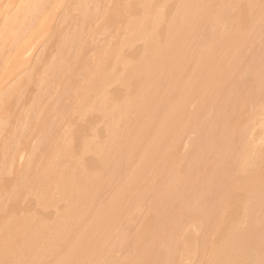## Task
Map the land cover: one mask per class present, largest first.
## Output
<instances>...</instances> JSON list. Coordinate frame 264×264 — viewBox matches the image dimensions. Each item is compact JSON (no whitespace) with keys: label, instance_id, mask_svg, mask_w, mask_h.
<instances>
[{"label":"bare ground","instance_id":"bare-ground-1","mask_svg":"<svg viewBox=\"0 0 264 264\" xmlns=\"http://www.w3.org/2000/svg\"><path fill=\"white\" fill-rule=\"evenodd\" d=\"M0 264H264V0H0Z\"/></svg>","mask_w":264,"mask_h":264},{"label":"rangeland","instance_id":"rangeland-1","mask_svg":"<svg viewBox=\"0 0 264 264\" xmlns=\"http://www.w3.org/2000/svg\"><path fill=\"white\" fill-rule=\"evenodd\" d=\"M28 197H29V196H28ZM32 198H33V197L28 198V201H24V204H27V206L31 205V203L29 202V200L32 199ZM25 202H26V203H25ZM29 203H30V204H29ZM24 204H23V205H24ZM28 204H29V205H28ZM52 210H53V209H51V211H52ZM48 211H50V210H48Z\"/></svg>","mask_w":264,"mask_h":264}]
</instances>
